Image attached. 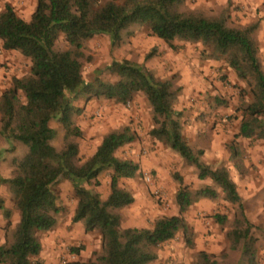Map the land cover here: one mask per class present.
<instances>
[{
  "label": "trees",
  "instance_id": "obj_1",
  "mask_svg": "<svg viewBox=\"0 0 264 264\" xmlns=\"http://www.w3.org/2000/svg\"><path fill=\"white\" fill-rule=\"evenodd\" d=\"M187 0H38L31 19L20 17L11 5L0 13V41L5 51L18 52L31 61L30 74L13 77L0 92V131L7 138L28 146L17 161V173L0 178L9 184L20 219L12 241L0 246V264H40V234L54 228L61 212L54 188L61 181L71 183L77 197L72 221L83 222L85 231L98 230L102 237V253L83 264H151L158 259L157 249L174 240L178 233L189 234L185 214L202 198H217L220 189L225 199L237 204L239 216L227 233L231 247L242 245L243 255L255 264V253L249 241L254 225L246 216L236 182L226 167L212 168L195 150L183 132L181 113L175 109L179 89L172 80H163L146 67L129 60L113 61L108 70L119 78L105 82L97 78L88 83L83 77L86 42L99 35L109 36L111 45L122 42L123 33L133 26H146L157 38L172 48L176 41L203 46L207 58L224 61L238 78L249 84L251 101H243V119L238 137L256 135L264 116V69L259 49L253 39L256 25L232 27L224 15L207 16L201 11H182ZM63 34L66 50L56 49ZM144 94L152 108L155 126L150 136L172 150L198 170L199 180L214 184L192 192L183 184L177 191L179 213L164 216L149 228H121L117 212L134 203L133 194L121 186L139 172L138 164L121 158L117 152L137 140L130 128L115 129L104 135L93 155L80 160L79 140L83 129L74 116L79 108L75 100L82 94L95 99H108L126 104ZM58 121L64 129V147L58 151L52 144L57 130L51 122ZM236 144L231 159L241 158ZM241 167V166H240ZM110 170V194L101 195L87 188ZM0 210L10 221L11 211L0 197ZM220 224L226 215H215ZM190 239H188V242ZM76 253L79 250H75ZM191 264H222L216 257L199 251Z\"/></svg>",
  "mask_w": 264,
  "mask_h": 264
},
{
  "label": "rangeland",
  "instance_id": "obj_2",
  "mask_svg": "<svg viewBox=\"0 0 264 264\" xmlns=\"http://www.w3.org/2000/svg\"><path fill=\"white\" fill-rule=\"evenodd\" d=\"M37 2L0 0V13L6 5H11L20 17L29 21ZM257 4L259 7H256ZM181 10L201 11L207 16L224 15L232 27L256 25L252 36L264 69V0H187ZM174 44L176 48L154 36L148 27L139 25L124 32L122 42L114 47L109 36H96L85 45L84 80L92 83L99 78L114 83L119 78L108 70V66L113 61L129 60L146 67L160 79L173 81L175 88L179 89L175 109L181 113L184 135L195 150H203L201 159L205 163L212 168L226 167L229 170L242 197L246 216L254 225L251 233L253 241L249 242L255 253V264H264V116H261L256 135L238 137L243 119L242 100L251 101L249 84L241 81L224 61L207 58L200 43L176 41ZM67 48L65 37L61 34L56 49ZM0 56L3 61L0 68L4 69L0 76L3 78L0 81L1 92L11 84L13 77L30 74L31 61L18 52L5 51L1 41ZM74 105L79 108L74 119L84 131V137L79 140L82 162L93 155L108 132L128 126L137 134L134 143L117 152L119 157L131 160L140 167L135 177L120 182L135 200L133 204L117 210L121 215L122 229L149 228L159 218L177 215L176 194L181 187L178 178H182L183 184L188 185L192 192L206 186L214 187L209 179L199 180L196 167L188 165L176 151L150 136L155 122L144 94H138L126 104L82 94ZM51 126L58 133L52 144L60 151L64 147V129L56 120L51 122ZM233 144L242 152V157L237 160L231 159ZM27 151V145L7 139L0 131V178L15 176L17 161ZM111 172L105 171L99 176V185L93 181L91 185H86L87 188L105 199L110 194ZM148 176L151 180H147ZM54 190L61 212L57 225L40 234L42 252L38 262L83 264L95 260L102 253L100 232H86L83 222L72 221L78 200L70 182L61 181ZM217 191V198H202L185 214L188 236L180 232L174 240L158 247V259L151 264H191L202 250L213 254L222 264H251L249 256L243 255L242 245L232 248L227 236L239 216L238 205L228 202L220 189ZM0 197L11 211L8 221L0 210L1 246L12 241L20 215L9 184L1 181ZM218 214L226 215L228 222L218 223L214 218Z\"/></svg>",
  "mask_w": 264,
  "mask_h": 264
},
{
  "label": "crops",
  "instance_id": "obj_3",
  "mask_svg": "<svg viewBox=\"0 0 264 264\" xmlns=\"http://www.w3.org/2000/svg\"><path fill=\"white\" fill-rule=\"evenodd\" d=\"M260 5V4H259ZM256 7H259L258 6V4H257V6ZM1 57V56H0ZM200 57V56H199ZM187 60H189V58H187ZM0 62H2L3 63V61L0 59ZM2 70L4 71V69L3 68H0V76L1 75H3V73H2ZM2 77H0V81H2ZM5 83H7L8 81L5 79V81H4ZM4 85V84H3ZM1 86V85H0ZM194 101H195V99H193Z\"/></svg>",
  "mask_w": 264,
  "mask_h": 264
},
{
  "label": "built area",
  "instance_id": "obj_4",
  "mask_svg": "<svg viewBox=\"0 0 264 264\" xmlns=\"http://www.w3.org/2000/svg\"><path fill=\"white\" fill-rule=\"evenodd\" d=\"M97 115H99V113H97ZM147 180H151V178L148 176V177H147Z\"/></svg>",
  "mask_w": 264,
  "mask_h": 264
}]
</instances>
